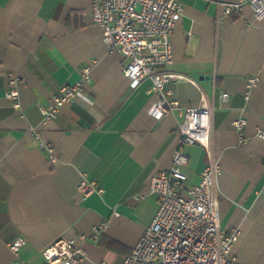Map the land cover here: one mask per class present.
Listing matches in <instances>:
<instances>
[{
	"label": "crops",
	"instance_id": "0c3cea01",
	"mask_svg": "<svg viewBox=\"0 0 264 264\" xmlns=\"http://www.w3.org/2000/svg\"><path fill=\"white\" fill-rule=\"evenodd\" d=\"M240 1H247L241 11L226 14ZM248 1L180 0L166 70L192 80L171 86L183 106L205 96L213 107L207 153L182 141L178 114L151 117V82L134 85L125 76L127 60L103 43L93 0H0V264H44L45 248L81 231L89 237L82 264H122L158 210L151 178L172 166L177 150L188 157L183 192L218 163L212 192L221 229L240 230L239 264H264V19H255ZM85 67L91 80L83 96L44 122L38 104L78 82ZM12 78L20 110L7 97ZM250 78L257 86L247 99ZM240 119L247 120L243 142ZM83 173L101 194L82 197ZM18 238L25 244L16 256L9 245Z\"/></svg>",
	"mask_w": 264,
	"mask_h": 264
},
{
	"label": "built area",
	"instance_id": "2783aa9c",
	"mask_svg": "<svg viewBox=\"0 0 264 264\" xmlns=\"http://www.w3.org/2000/svg\"><path fill=\"white\" fill-rule=\"evenodd\" d=\"M246 2L227 4L225 12L241 11ZM255 19H264V0H249ZM184 8L180 0H93V19L102 29V40L110 52L120 53L126 60L124 74L134 85L145 80L151 82V117L162 121L178 114L183 142L199 144L211 152L213 107L202 96L199 105L185 107L175 97L172 85L192 80L179 73L166 70L174 60L172 36L181 20ZM91 80L90 68L81 71L75 84H63L50 104H38L44 122L54 120L66 104L83 96ZM18 80H10L7 97L15 109H21ZM257 86V79L247 82L246 98ZM224 94L223 98L228 99ZM247 120L235 123L241 142L245 141ZM264 137V130L260 132ZM39 138V134H37ZM55 163L54 150L48 148ZM188 157L177 150L172 166L158 170L151 178L150 193L159 198L158 210L144 234L124 258L122 264H239L233 251L240 239V230L221 229L218 199L212 188L220 173L217 162L209 164L201 173L200 182L181 191L188 182L183 167ZM78 190L83 198L103 189L82 174ZM98 230V229H97ZM90 237L95 238L96 232ZM88 235L77 232L73 239H59L42 251L44 264H82L87 258L83 243ZM25 244L18 238L9 246L17 256ZM14 264H29L16 259ZM105 264V263H103Z\"/></svg>",
	"mask_w": 264,
	"mask_h": 264
}]
</instances>
